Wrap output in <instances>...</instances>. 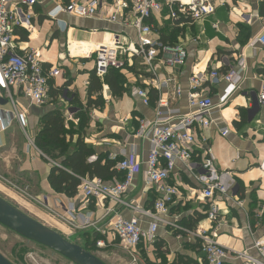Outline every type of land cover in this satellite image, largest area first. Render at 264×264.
<instances>
[{
  "label": "crops",
  "instance_id": "obj_1",
  "mask_svg": "<svg viewBox=\"0 0 264 264\" xmlns=\"http://www.w3.org/2000/svg\"><path fill=\"white\" fill-rule=\"evenodd\" d=\"M69 1L36 0L32 7L30 31H15L16 50L21 54L33 51L45 68H56L57 74L49 80L46 101L41 106L30 103L16 88L6 91L0 84V191L30 208L37 217L64 225L68 231L70 228L64 222L71 221L83 240L98 237L111 244L114 240L111 225L118 217L139 216L143 227H147L151 219L111 199L85 200L79 187L72 197L54 191L48 175L55 162L38 152L34 136L41 116L55 107L63 111L67 120L77 123L74 113L79 108L71 101L75 96L81 105L86 104L89 74L94 70L95 47L110 42L112 38L124 42L135 40L136 31L121 21L108 19L114 11L113 0H105L99 14L91 18H80L62 11ZM213 2V14L176 26L174 31L167 33L165 40L153 28L154 36L163 42L182 46L187 54L183 65L161 68L153 79L159 83L169 76L176 78L181 94L173 97L169 91L161 90L159 98H168L170 107L185 113L189 111L186 92L188 77L192 73L213 69L219 72L237 70L240 76L238 89L223 109L212 117L213 123L203 130L215 157L216 168L232 178L234 184L227 195L215 198L219 213L216 225L204 214L208 205L200 195V186L191 174L181 169V181L169 180V183H175L178 194L167 204L168 212L160 216L169 223L174 222L175 226L159 222L156 242H176L180 246L176 249H189L192 254L182 252L180 256L196 259L202 264L203 254L191 232L209 225L207 231L215 230L216 241L227 251L225 264H241L242 260L237 256L245 251L257 256L253 244L264 237V170L260 168L264 160V108L254 105L264 85L261 71L264 68V46L254 42L264 32V0ZM164 24L165 20H153V27L162 28ZM134 71L121 69L132 89L120 96H113L108 85L100 79L99 95L103 103L87 111L89 120L83 137L85 143L93 147L94 155L103 154L109 159L116 156L117 159L122 152L136 153L142 171L134 175L121 199L145 210L152 207L157 194L146 184L143 173L150 144L148 139L137 136V130L140 121L155 118L156 101L150 100L149 105H144L133 94L138 80L140 87L152 86L151 78L138 68L136 59ZM222 86L219 79L207 80L201 91L216 99ZM91 97L95 98L96 93ZM220 127L228 129L226 135L219 134ZM27 136L32 137L34 146L29 144ZM76 137L74 135L73 142ZM67 209L73 210L74 221L66 220ZM204 218L209 221H203ZM171 234L175 236L171 237Z\"/></svg>",
  "mask_w": 264,
  "mask_h": 264
},
{
  "label": "built area",
  "instance_id": "obj_2",
  "mask_svg": "<svg viewBox=\"0 0 264 264\" xmlns=\"http://www.w3.org/2000/svg\"><path fill=\"white\" fill-rule=\"evenodd\" d=\"M104 1L70 0L61 10L76 17L91 18L99 14ZM35 3L36 0H0V84L6 91L16 88L30 103L41 106L46 101L49 80L57 74V70L53 67L45 68L33 51L21 54L15 46L16 29L30 31L32 27L30 19ZM112 7L114 11L108 19L133 27L136 38L125 42L112 38L110 42L96 46L93 68L96 76L103 80L109 69H123L126 63H132L135 58L143 72L151 78L150 85L157 92L155 118L140 121L137 136L148 139L150 144L143 173L146 184L153 187L157 198L152 207L145 210L121 199L134 175L142 171L141 162L133 151L122 152L117 158L115 168L123 173L122 179L106 181L85 176L80 178L78 187L85 200L111 199L117 204L128 205L151 219L147 227L140 224L141 220L136 215L128 219L118 217L111 225L113 239H118L126 252H134L137 249L152 248L157 239L159 222L175 226L174 222L169 223L160 216L168 212L167 204L178 194L175 183L171 184L169 180L172 178L174 181H181V169L191 174L200 186V195L208 205L204 214L217 225L219 213L215 198L227 195L234 180L216 168L215 157L203 130L213 123L212 117L223 109L230 96L238 89L240 76L234 69L192 73L188 77L189 89L186 92L189 111L181 113L179 109L170 107L168 98H159L161 90L169 91L173 97L181 94L176 78L169 76L159 83L153 78H156L161 68L183 65L187 54L182 46L163 42L158 36H154L153 20H176L179 26L185 22L200 20L214 13L213 0H113ZM254 42L264 46V32ZM215 79L223 82V86L216 99H213L210 95L202 94L201 90L207 80L212 82ZM149 91V87H138L134 88L133 94L144 105H149ZM255 102L254 105L264 108V85ZM218 132L224 136L228 129L220 127ZM27 138L29 144L34 146L32 137ZM38 152L41 153L40 150ZM95 158L92 155L88 160ZM260 168L264 170V160ZM72 211L66 210V220L74 221ZM214 231L201 229L191 233L197 238L205 264H225L228 254L216 241ZM95 245L104 246L105 241L97 239ZM253 247L258 255L241 252L237 256L242 260L241 264H264V237L257 239Z\"/></svg>",
  "mask_w": 264,
  "mask_h": 264
},
{
  "label": "trees",
  "instance_id": "obj_3",
  "mask_svg": "<svg viewBox=\"0 0 264 264\" xmlns=\"http://www.w3.org/2000/svg\"><path fill=\"white\" fill-rule=\"evenodd\" d=\"M179 22L174 20H166L162 28L154 27L159 32L160 38L165 40L167 33L174 31ZM170 28V29H168ZM168 29V30H167ZM172 32H170L171 34ZM169 34V36H170ZM172 44V43H171ZM127 70L134 71L135 58L132 63H126ZM264 73V68L261 70ZM136 72V71H134ZM124 74L121 69L111 68L104 76L103 81L106 83L113 96H120L125 91ZM102 88V81L92 70L89 74L87 84V101L85 106L81 105L74 96L71 103H77L78 111L74 113L77 123L67 120L63 111L57 107L47 110L40 118L39 129L34 136V143L37 148L48 159L59 165H52L48 181L51 188L57 193H62L68 197L76 194L80 184V178L98 177L109 181L112 179L120 180L123 173L116 170L115 165L117 159H109L103 154L95 155L94 160L89 161L88 158L94 155V149L90 144L84 141V132L88 123V110L93 106H99L103 103L99 92ZM96 93V97L92 98L91 94ZM70 96V95H68ZM151 101L157 99V92L152 87L149 91ZM74 135H77L73 142ZM98 237L85 238V245L95 244ZM86 248L85 246H83ZM162 246H160L161 248ZM87 249V248H86ZM88 250V249H87ZM157 258H160L158 256ZM170 264H199L196 259L180 256ZM205 264V263H202Z\"/></svg>",
  "mask_w": 264,
  "mask_h": 264
},
{
  "label": "rangeland",
  "instance_id": "obj_4",
  "mask_svg": "<svg viewBox=\"0 0 264 264\" xmlns=\"http://www.w3.org/2000/svg\"><path fill=\"white\" fill-rule=\"evenodd\" d=\"M138 68H142L138 65ZM124 85L126 93H130L132 86L127 83V76L124 74ZM140 80L136 81V88L140 87ZM9 187H12L9 185ZM18 192V191H17ZM19 193V192H18ZM0 195L11 204H15L28 214L29 216L39 219L41 223L60 233L63 237L71 242H75L81 246H85L90 252L95 254L103 263L105 264H170L180 257V254L187 253V255H192L189 249L178 250L180 248L179 244L176 242H156L152 249H137L134 252H126L120 246V241L114 239L113 243L107 244L105 242L104 246L98 247L95 244L85 245L81 233L79 232L76 225L64 222L70 230H66V227L61 224H56L53 221L48 220L45 217H37L34 213L30 212V208H26L22 204L11 197L0 191ZM24 197H26L24 195ZM27 198V197H26ZM29 202L34 203L31 199H27ZM13 202V203H12ZM17 204V205H16ZM44 210V207L41 206ZM204 218L203 221H206ZM60 220V218H59ZM208 220V219H207ZM61 221V220H60ZM209 221V220H208ZM204 229L208 230L209 225H203ZM172 235V234H171ZM173 234L171 237H174ZM172 241V240H170ZM164 245V246H163ZM182 245V244H181ZM163 246L164 249L160 248ZM181 247V249H182ZM0 252L12 263V264H73L68 259L59 255L58 253L38 244L24 237L16 234L15 232L7 229L0 224ZM183 252V253H182ZM160 256V258H157ZM202 263L203 260H202Z\"/></svg>",
  "mask_w": 264,
  "mask_h": 264
},
{
  "label": "water",
  "instance_id": "obj_5",
  "mask_svg": "<svg viewBox=\"0 0 264 264\" xmlns=\"http://www.w3.org/2000/svg\"><path fill=\"white\" fill-rule=\"evenodd\" d=\"M0 224L25 239L58 253L73 264H105L83 246L69 241L1 196ZM0 264L12 263L0 252Z\"/></svg>",
  "mask_w": 264,
  "mask_h": 264
}]
</instances>
